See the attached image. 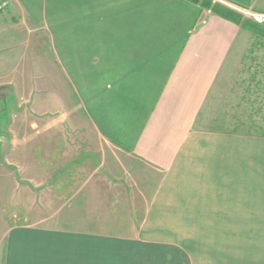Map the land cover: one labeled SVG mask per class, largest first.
I'll return each mask as SVG.
<instances>
[{
	"label": "crops",
	"instance_id": "1",
	"mask_svg": "<svg viewBox=\"0 0 264 264\" xmlns=\"http://www.w3.org/2000/svg\"><path fill=\"white\" fill-rule=\"evenodd\" d=\"M225 1L264 11V0ZM245 30L201 1L0 0V166H28L33 148L43 166L46 139L64 152L67 135L88 130L116 161L158 174L148 215L252 214L253 198L264 197L253 194L264 191V137L222 128L204 111L244 53ZM256 99L264 103L263 89ZM0 172L7 187L12 174ZM93 182L85 196L104 190ZM6 189L0 199L11 198ZM1 205L0 264H60L44 230L14 224Z\"/></svg>",
	"mask_w": 264,
	"mask_h": 264
},
{
	"label": "rangeland",
	"instance_id": "2",
	"mask_svg": "<svg viewBox=\"0 0 264 264\" xmlns=\"http://www.w3.org/2000/svg\"><path fill=\"white\" fill-rule=\"evenodd\" d=\"M231 10L247 30L244 53L233 57L204 111L208 121L242 132L252 120L254 128L264 127V108L254 112L261 116L249 118L261 104L257 95L264 91V37L249 28L264 32V25ZM65 89L62 84L61 90ZM246 89L251 91L246 94ZM87 131L67 135L71 143H65L64 152L54 150L46 139L43 166L37 164L34 148L28 166L14 164L6 170L0 166L3 175L12 174L9 185L0 187L12 192L11 198L0 199L2 205L7 201L2 210L12 212L14 224L43 229L45 243L49 240L46 247L60 264H83L85 253L92 255L91 264H264V197L253 198L252 214L230 219L148 215L149 194L158 174L131 159L116 161L112 151L97 145ZM88 180L104 190L85 196ZM262 193L253 190L254 195ZM88 231L94 233L91 238L72 234Z\"/></svg>",
	"mask_w": 264,
	"mask_h": 264
},
{
	"label": "trees",
	"instance_id": "3",
	"mask_svg": "<svg viewBox=\"0 0 264 264\" xmlns=\"http://www.w3.org/2000/svg\"><path fill=\"white\" fill-rule=\"evenodd\" d=\"M192 1H194V2H200L201 1L204 6L212 8V10L214 12H216V13H218V14H220V15L228 18V19L234 20L237 23L242 25V23L240 22V19H239L240 16L237 13H235L234 11H232L231 9H229V8H226V7L221 6L219 4H216V3L214 4L211 0H192ZM249 29L251 31L254 30V33L256 35H260V37H264V32H262V31H260L258 29H251V28H249ZM254 124H255V122L252 120L250 129L254 131V134H258V135L264 137V127H258V129H257V128H254V126H252Z\"/></svg>",
	"mask_w": 264,
	"mask_h": 264
},
{
	"label": "built area",
	"instance_id": "4",
	"mask_svg": "<svg viewBox=\"0 0 264 264\" xmlns=\"http://www.w3.org/2000/svg\"><path fill=\"white\" fill-rule=\"evenodd\" d=\"M215 1L247 16L248 18L252 19L257 24L264 25V11H257L250 7L238 6V5L229 3L225 0H215Z\"/></svg>",
	"mask_w": 264,
	"mask_h": 264
}]
</instances>
